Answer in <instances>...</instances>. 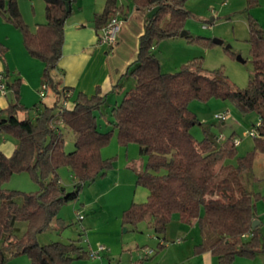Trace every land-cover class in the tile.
<instances>
[{
    "label": "trees",
    "instance_id": "obj_1",
    "mask_svg": "<svg viewBox=\"0 0 264 264\" xmlns=\"http://www.w3.org/2000/svg\"><path fill=\"white\" fill-rule=\"evenodd\" d=\"M43 1L45 20L31 28L18 0H0L1 15L20 31L27 52L42 61L41 83L56 96L52 104L40 101L42 106H30L35 112L29 116L30 107L19 99L21 78H10L5 66L6 47L0 42V81L6 92L12 93L8 105L0 107V131L10 133L16 142L9 155L0 150V264L18 254H27L30 264H72L74 258L89 257L78 239L41 244L37 233L58 219L60 206L76 199L86 182L110 167L112 161L102 156L101 148L114 129L120 145L136 142L145 156L136 182L147 187L148 195L123 209V223L135 226L145 220L158 238H164L174 213L182 222L196 221L204 232L198 248H210L220 263L231 262L236 256H254L264 249L262 222L252 226L258 218L256 199L264 194L251 191L243 181V173L252 172L255 150L264 151V26L249 13L248 41L254 69L247 85L237 87L222 67L207 69L196 57L177 71H162L154 47L183 29L189 16L185 0H133L136 9L145 14L136 59L126 71L135 77V84L112 105L111 128L102 130L95 111L105 102L106 94H100L99 88L91 95L78 92L69 102L71 87L54 77L73 0ZM246 1L248 7L258 4V0ZM153 6L159 8L148 17L146 13ZM120 10L118 0H105L103 10L93 18L97 33ZM210 97L228 98L242 111H256L260 124L253 135V149L237 154L233 134L218 141L193 136L191 126L198 119L188 103L193 98ZM63 127L74 134L70 151L64 149ZM232 157L235 164L225 162ZM61 165L73 175L70 190L58 177ZM24 170L35 175L40 190L27 193L2 186L13 173ZM20 223H25L24 229ZM162 245L159 242L152 253Z\"/></svg>",
    "mask_w": 264,
    "mask_h": 264
},
{
    "label": "rangeland",
    "instance_id": "obj_2",
    "mask_svg": "<svg viewBox=\"0 0 264 264\" xmlns=\"http://www.w3.org/2000/svg\"><path fill=\"white\" fill-rule=\"evenodd\" d=\"M22 1L24 0H20ZM25 3L31 8L29 0H25ZM184 6L189 11V16L184 22L183 29L190 36L163 38L155 44L154 53L161 70L177 71L185 62L196 57L207 69L222 67L230 81L237 87L246 86L254 69L248 41V15L250 13L264 26V0H258V4L253 7H248L246 0H185ZM0 17H3L1 13ZM0 34L3 36L2 32ZM198 36L207 38L197 39ZM214 38L221 39L222 43L214 42ZM10 60L21 65L17 56H10ZM11 70L19 75L17 68ZM12 77L14 76L10 75V78ZM123 81L125 85L117 93L116 102H120L125 92L134 86L135 77L128 74L124 76ZM114 93H110L106 101L95 111L102 130L111 128L109 120L110 109L115 103V97L112 96ZM6 95L9 99L12 98L10 90H7ZM55 99L54 92L49 89L43 98L40 97L38 103L39 106H42L40 101L52 104ZM188 107L198 119L191 126V133L197 140L207 136L218 141L233 134L237 140V154H244L253 149L254 138L247 131L258 120L255 110L242 111L230 99L221 97H210L206 100L193 98L189 101ZM34 112L35 110L30 107L28 115L32 116ZM217 113L225 114L226 118L215 117ZM62 132L64 149L70 151L74 148V134L64 127ZM3 139L15 141L10 133L0 131V141ZM116 139L114 130L108 143L102 146V156L112 161L110 167L93 180L86 182L76 199L60 206L58 219H54L48 228L37 233L39 243L78 239L85 249H89V245L96 248L103 244L111 250V261L105 260L104 264H137L136 260L147 251L156 248L158 238L145 220L139 221L135 226L122 221L123 209L132 201L146 200L148 189L136 182V172L143 169L145 163V156L140 153L139 145L136 142L120 145ZM255 154L257 155L252 164L253 173L244 172L243 181L251 191L264 194V151L255 150L254 156ZM225 162L235 164L236 159L227 158ZM57 174L68 190L73 188V175L67 166H59ZM2 186L27 193L40 190L39 180L27 170L13 173ZM256 211L262 218L260 237L264 239V197L256 199ZM200 213L203 215V208ZM20 225L22 229L25 228V223ZM188 231H191L190 234L185 235ZM177 236H184L183 242L199 241L201 239L199 223L182 222L174 213L165 231L167 239L165 243L176 246L174 239ZM163 252L164 248L156 256L144 260L141 264H156L163 256ZM233 260L222 264H264V249L254 256H236ZM5 264L30 263L27 254H18L8 258ZM72 264H99V259L82 256L74 258Z\"/></svg>",
    "mask_w": 264,
    "mask_h": 264
},
{
    "label": "crops",
    "instance_id": "obj_3",
    "mask_svg": "<svg viewBox=\"0 0 264 264\" xmlns=\"http://www.w3.org/2000/svg\"><path fill=\"white\" fill-rule=\"evenodd\" d=\"M29 1L31 2V8L27 7L25 0L22 2L18 0V6L24 20L31 28H34L37 23L45 20L44 1ZM126 1L125 3L123 0H118L121 10L117 13L122 16V21L117 42L112 48L98 42V33L93 20L95 13L103 10L105 0L72 1L70 13L64 24L62 54L58 60L57 68L54 70V77L60 81L61 85L69 86L72 89L69 102L77 96L78 92L91 95L98 88L100 94H106L105 99L110 93L116 92L112 95L113 98L115 97L116 102L117 93L125 85L123 80L124 76L128 75L126 71L136 59L139 36L144 30L145 14L136 9L133 0ZM1 32L3 36L0 34V42L6 47L5 66L9 69V75L12 76H15L16 72L11 69L17 68L21 78L19 99L22 104L30 107L40 100L38 87L42 80L43 63L27 52L20 31L3 17H0ZM10 56H17L21 61V65L14 64L10 60ZM0 68H3L1 59ZM116 84L118 85L115 86ZM8 103L9 98L6 93L0 92V107H6ZM15 144L16 142L13 140L3 139L0 141V150L9 155ZM140 170L142 168L136 172V175ZM257 215L258 218L256 219L260 221V224L262 218L259 213ZM190 232L188 231L185 235L190 234ZM176 238H181V240L177 242L175 241ZM176 238L174 239L176 246L165 243L167 240L165 233L164 238H158L157 244L161 242L163 245L157 253L164 248V254L156 264H222L210 248H198V245L204 240L202 230L201 239L197 242H183L184 236H177ZM106 247L107 250L102 253L101 258H97L99 264H104L105 260L107 262L111 261V250L108 246ZM156 254L151 253L148 255L145 253L136 262L141 264L144 260L156 256Z\"/></svg>",
    "mask_w": 264,
    "mask_h": 264
},
{
    "label": "built area",
    "instance_id": "obj_4",
    "mask_svg": "<svg viewBox=\"0 0 264 264\" xmlns=\"http://www.w3.org/2000/svg\"><path fill=\"white\" fill-rule=\"evenodd\" d=\"M122 21V16H120L118 13H115L111 15L107 22L100 28V31L98 33V42L107 45L108 47L112 48L118 38V32L120 29V24ZM0 79H2V75H0ZM47 91V85L45 82H42L38 87V94L41 98H43L46 95ZM0 92L5 93L6 87L4 82L0 81ZM215 117L219 119H225V114H216ZM260 124V119H258L255 124L247 131V133H251L252 135L257 134V126ZM235 143H237V140H235ZM181 238H176L175 241L179 242ZM107 250V247L103 244H99L96 248L89 247V257L91 258H101L102 253ZM152 253V250L147 251L146 254Z\"/></svg>",
    "mask_w": 264,
    "mask_h": 264
},
{
    "label": "water",
    "instance_id": "obj_5",
    "mask_svg": "<svg viewBox=\"0 0 264 264\" xmlns=\"http://www.w3.org/2000/svg\"><path fill=\"white\" fill-rule=\"evenodd\" d=\"M67 8H68V6H67ZM158 8H159L158 6H153V7H151V8L148 10V12L146 13V15H147L148 17L152 16V15L156 12V10H157ZM186 34H187V31L184 30V29H182V30L180 31V33H179V35H181V36L186 35ZM213 41L216 42V43H222V40H221V39H218V38H214ZM238 58L241 59L240 56H238ZM259 222H260V221H259L258 219H254L253 222H252V226L254 227V226L258 225Z\"/></svg>",
    "mask_w": 264,
    "mask_h": 264
}]
</instances>
